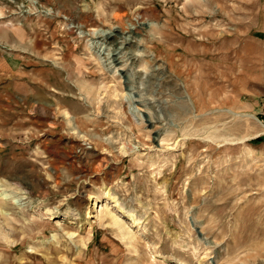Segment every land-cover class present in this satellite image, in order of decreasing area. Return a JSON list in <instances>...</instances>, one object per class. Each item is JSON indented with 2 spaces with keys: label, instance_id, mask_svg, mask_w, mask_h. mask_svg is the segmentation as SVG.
Segmentation results:
<instances>
[{
  "label": "rangeland",
  "instance_id": "1",
  "mask_svg": "<svg viewBox=\"0 0 264 264\" xmlns=\"http://www.w3.org/2000/svg\"><path fill=\"white\" fill-rule=\"evenodd\" d=\"M262 13L0 0V264H264Z\"/></svg>",
  "mask_w": 264,
  "mask_h": 264
},
{
  "label": "crops",
  "instance_id": "2",
  "mask_svg": "<svg viewBox=\"0 0 264 264\" xmlns=\"http://www.w3.org/2000/svg\"><path fill=\"white\" fill-rule=\"evenodd\" d=\"M262 24L261 27H258V32H260V36L262 37V40H264V13H262Z\"/></svg>",
  "mask_w": 264,
  "mask_h": 264
},
{
  "label": "bare ground",
  "instance_id": "3",
  "mask_svg": "<svg viewBox=\"0 0 264 264\" xmlns=\"http://www.w3.org/2000/svg\"><path fill=\"white\" fill-rule=\"evenodd\" d=\"M101 33V32H100ZM99 32H98V34H100ZM97 208L98 207H96V205L93 207V209L92 210H97ZM129 219H130V221L132 222V224H138L137 222H135V220L133 219V217H130L129 216ZM117 220V219H116ZM115 221V220H114ZM116 222V221H115Z\"/></svg>",
  "mask_w": 264,
  "mask_h": 264
},
{
  "label": "trees",
  "instance_id": "4",
  "mask_svg": "<svg viewBox=\"0 0 264 264\" xmlns=\"http://www.w3.org/2000/svg\"><path fill=\"white\" fill-rule=\"evenodd\" d=\"M257 142L264 141V138H258L256 139Z\"/></svg>",
  "mask_w": 264,
  "mask_h": 264
}]
</instances>
